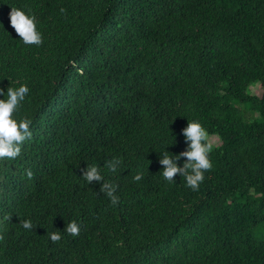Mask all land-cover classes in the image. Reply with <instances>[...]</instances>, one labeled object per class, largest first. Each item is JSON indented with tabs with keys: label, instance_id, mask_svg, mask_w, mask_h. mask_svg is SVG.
<instances>
[{
	"label": "trees",
	"instance_id": "trees-1",
	"mask_svg": "<svg viewBox=\"0 0 264 264\" xmlns=\"http://www.w3.org/2000/svg\"><path fill=\"white\" fill-rule=\"evenodd\" d=\"M20 83L33 135L0 159V264H264V0H0V87ZM192 119L220 139L196 190L160 163Z\"/></svg>",
	"mask_w": 264,
	"mask_h": 264
},
{
	"label": "clouds",
	"instance_id": "clouds-1",
	"mask_svg": "<svg viewBox=\"0 0 264 264\" xmlns=\"http://www.w3.org/2000/svg\"><path fill=\"white\" fill-rule=\"evenodd\" d=\"M10 23L25 44H40L43 42V33L38 28L37 16L31 10H26L20 6L12 7ZM29 92L30 88L27 83H20L18 86L10 84L7 90L4 87H0V159L18 157L22 152L25 141L33 135L30 127L31 118L17 115L22 102L25 101ZM182 132L185 141H187V146L179 153L169 151L168 147L162 150L160 163L165 166L162 168V174L168 181H174L176 174L179 173L180 176L186 178L187 185L196 190L205 179V171L213 167L210 154L215 146L214 140L212 134L199 119L189 120ZM181 157H186L187 159L180 163ZM122 162V158L116 156L106 163L107 167L115 172L119 169ZM143 174L142 170L137 171L133 179L140 181ZM82 176L88 182L94 180L102 182L100 190L111 198L113 204L119 201V195L117 194L118 184L104 179L99 164H87L82 169ZM23 227L32 229L34 227L32 219H24ZM80 230V224L76 220H72L67 224V231L73 235H78ZM50 237L53 241L60 240L61 232L53 231L50 233Z\"/></svg>",
	"mask_w": 264,
	"mask_h": 264
},
{
	"label": "rangeland",
	"instance_id": "rangeland-1",
	"mask_svg": "<svg viewBox=\"0 0 264 264\" xmlns=\"http://www.w3.org/2000/svg\"><path fill=\"white\" fill-rule=\"evenodd\" d=\"M250 89H251V92L256 94V95H260L261 92H262V87H261V85L259 83H256V84L252 85L250 87ZM212 138L214 140V145H217V144L220 143V139H219V137L217 135L212 134Z\"/></svg>",
	"mask_w": 264,
	"mask_h": 264
}]
</instances>
